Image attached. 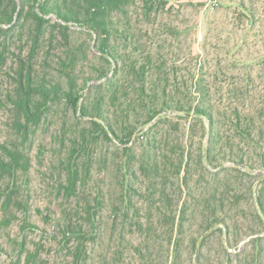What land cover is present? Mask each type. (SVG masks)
I'll use <instances>...</instances> for the list:
<instances>
[{
	"label": "trees",
	"instance_id": "obj_1",
	"mask_svg": "<svg viewBox=\"0 0 264 264\" xmlns=\"http://www.w3.org/2000/svg\"><path fill=\"white\" fill-rule=\"evenodd\" d=\"M184 1L0 0V119L5 117V130L11 135L10 141H0L1 231L9 229L20 213L25 216L23 232L37 228L31 222L32 211L27 200L31 168L28 148L32 137L41 127L51 124V114L59 107H64V116L71 114L76 125L81 127L68 138L72 148L65 158L60 156L64 160L60 164V177L64 179L56 186L62 201L60 210L37 209L41 219L54 228V232L48 234V245L28 247L24 238L13 239L20 253L13 264H51L42 255L47 246L51 247L58 240L57 232L61 237L60 246L67 254L65 260L69 257L72 263L64 260L53 264H85L89 260V248L93 251L101 238L97 217L105 210L103 193L98 187L93 191L92 201L81 202L82 197L90 195L86 185L93 175L90 161L94 157V145L113 144L118 150L122 189L126 192L121 200V212L130 220V233H141L149 239L158 229H167L171 233L170 244L175 240L176 228L181 235L184 210L180 215L170 203L163 205L165 209L155 207L161 218L155 221L157 214L152 207L162 200L169 201L165 190L154 189L161 171L159 162L162 160V169H165L169 156L162 153V144L167 138L159 131L153 132V127L165 121L164 111L170 106L178 109L180 118L192 116L199 120L204 129L206 120L209 137L201 159L209 164L214 150L222 144V127L211 101V90L206 85V64L201 65L202 75L199 74L194 84L199 95L198 104L192 105L191 91L185 99L181 97L184 81L179 82L178 75L182 69L167 58L161 45L156 52L152 45H144L142 29L153 17L170 14ZM50 17H56L57 21L53 22ZM71 25L83 26L97 45L101 70L97 72L96 68L87 66L97 73L94 80L87 70L84 71L85 65L90 63L86 45L73 42ZM162 27L166 29L168 25ZM145 36L150 38V33L145 32ZM51 63H55L57 78L48 70ZM79 69H82V77ZM95 80L103 83L90 88L89 84ZM238 103L231 107L234 111L230 109L226 113L223 123L248 148L260 146L262 135L256 132L255 115L264 119L263 109L253 114L238 107ZM137 139L146 140V151L140 157H136L133 149ZM60 140L64 144L65 136ZM95 153L97 155L98 151ZM37 155L45 158V149L40 147ZM181 157L180 166L169 170L176 176L182 173L184 152ZM108 160L105 155L104 163ZM133 192L143 205L135 200L134 205L131 204L128 196ZM206 201L205 206L213 207L214 211L218 202L220 206L224 204V198L218 199L217 192ZM258 203L264 213V202L258 200ZM261 220L264 222V216ZM125 223L124 228L128 224ZM217 227L225 231L222 224ZM225 235L223 245L231 252ZM203 240L204 235H201L194 246L200 249ZM2 249L0 243V259ZM135 251L141 259L145 258L143 242Z\"/></svg>",
	"mask_w": 264,
	"mask_h": 264
},
{
	"label": "rangeland",
	"instance_id": "obj_2",
	"mask_svg": "<svg viewBox=\"0 0 264 264\" xmlns=\"http://www.w3.org/2000/svg\"><path fill=\"white\" fill-rule=\"evenodd\" d=\"M50 18L57 21L56 17ZM164 24L168 25L166 29L162 27ZM71 32L75 44L86 45L90 63L85 65L84 71L87 70L88 76L94 80L97 73L87 66L96 68L97 72L101 70L97 45L83 26L71 25ZM145 32L150 33V38ZM142 35L144 45H152L155 52L161 45L167 58L182 69L178 75V81H184L181 97L185 99L187 92L191 91L192 105L198 104L199 95L194 84L199 74L202 75L201 65L206 64L205 81L221 122L223 141L214 150L209 164L201 159L209 137L206 120L204 129L199 120L192 116L180 118L178 109L170 106L164 111L165 121L153 127V132L159 131L167 138L163 141L162 153L169 156L165 169H162V160L159 162L161 171L154 188L165 190L169 201L162 200L152 207L157 214L155 221L161 219L155 207L165 209L164 204L170 203L180 215L182 210L186 212L182 233L177 234L176 228L172 244L167 229H158L149 239L141 233H130V220L121 212V200L126 192L122 189L118 150L113 144L94 145V157L90 161L93 175L86 185L90 195L82 197L81 202L92 201L93 191L98 187L103 193L105 210L101 217H97L101 238L96 241L93 251L89 248V260L85 264H264V222L261 220L264 213L258 203V200L264 202V119L255 115V129L262 135V140L260 146H249L251 148L223 123L226 113L236 102H239L238 107L253 114L261 109L264 111V0H186L176 5L170 14L162 13L157 19L153 17L144 25ZM53 66L55 63H51L48 70L53 78H57ZM81 70L78 72L82 77ZM96 81L89 84L90 88L103 83ZM64 112V107L56 108L51 114V124L41 127L29 143L31 168L27 200L32 211L31 222L37 228L23 232L25 216L20 213L9 229L0 230L1 264H13L20 256L13 239L24 238L28 247L35 244L46 246L48 234L54 232V228L38 215L37 209L42 211L51 207L55 211L60 210L62 204L56 190L60 179H64L60 177V164L64 161L62 157L65 158L72 148L68 138L81 128L71 114L64 116ZM5 120V117L0 119L1 142L11 138L5 130ZM64 136L66 142L62 144L60 139ZM145 144L146 140H135L136 157L146 151ZM40 147L45 149V158L37 155ZM183 152L182 173L176 176L169 170L180 166ZM105 155L109 158L107 164L104 163ZM215 192L218 199L224 198V204L220 206L218 202L214 211L213 207L205 205ZM128 197L132 205L134 200L143 205L134 192ZM209 210L214 213L208 214ZM125 221L128 223L126 228L122 227ZM219 224L225 231L217 229ZM57 234L58 240L51 247L47 246L46 250L50 251L44 250L42 255L51 264L64 261L67 255L60 246L59 232ZM223 234H226L227 248L231 252L223 245ZM201 235L204 240L199 249L194 245L195 241L201 240ZM142 242L146 247L144 259L135 251ZM65 262L72 263V259L68 257Z\"/></svg>",
	"mask_w": 264,
	"mask_h": 264
}]
</instances>
